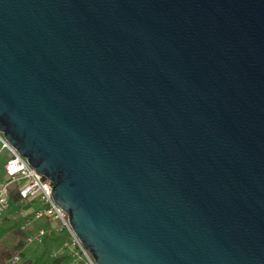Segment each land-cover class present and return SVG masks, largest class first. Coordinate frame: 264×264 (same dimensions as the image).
<instances>
[{
  "label": "water",
  "instance_id": "95a60500",
  "mask_svg": "<svg viewBox=\"0 0 264 264\" xmlns=\"http://www.w3.org/2000/svg\"><path fill=\"white\" fill-rule=\"evenodd\" d=\"M0 132L97 264H264V0H0Z\"/></svg>",
  "mask_w": 264,
  "mask_h": 264
},
{
  "label": "built area",
  "instance_id": "2783aa9c",
  "mask_svg": "<svg viewBox=\"0 0 264 264\" xmlns=\"http://www.w3.org/2000/svg\"><path fill=\"white\" fill-rule=\"evenodd\" d=\"M0 143L9 154L4 165L5 178L0 181V221L12 206V194L17 193L21 207L27 208L22 213L26 222L21 227L31 232L27 245L41 244L47 237H59L61 244L53 250L52 258L65 257L67 264H97L71 226L67 213L56 204L52 196L53 183L38 173L1 132ZM36 221H42V227L30 230L29 226ZM21 261L22 254L17 252L4 264H20Z\"/></svg>",
  "mask_w": 264,
  "mask_h": 264
},
{
  "label": "rangeland",
  "instance_id": "374dc122",
  "mask_svg": "<svg viewBox=\"0 0 264 264\" xmlns=\"http://www.w3.org/2000/svg\"><path fill=\"white\" fill-rule=\"evenodd\" d=\"M9 158V154L6 150L1 148L0 143V181L5 178L4 165ZM10 210L7 212L4 219L0 221V248L3 249H11L15 247L20 241L19 236L14 234V226L16 224L23 225L26 222L24 217L22 216L23 211L26 209L18 206L17 204H11ZM6 218V220H5ZM43 221V220H42ZM42 221H36L29 226L31 229H38L39 226H42ZM52 250H54V246L50 245V249L48 253H43L42 247L39 244H31L27 245L25 251L26 256H22V261L20 264H24L25 260L32 259V264H46L51 260Z\"/></svg>",
  "mask_w": 264,
  "mask_h": 264
},
{
  "label": "trees",
  "instance_id": "16d2710c",
  "mask_svg": "<svg viewBox=\"0 0 264 264\" xmlns=\"http://www.w3.org/2000/svg\"><path fill=\"white\" fill-rule=\"evenodd\" d=\"M11 203L12 204L15 203L18 206H21L20 205V198H19L17 193L12 194ZM5 220H6V218H5ZM24 220H25V218H24ZM21 227H22V225L16 224L14 226V229H13L14 234L19 236V238H20V241L18 242V244L11 249L0 248V264H4L7 260L12 258L17 252H21L23 257L26 256L25 252H23V251H25V249L27 247L26 239L31 232L30 231H24V230H22ZM39 227H42V226H39ZM60 244H61V238H59V237H47L43 243L39 244V246L42 247L43 253L46 254L49 252L50 245H53L54 249H55V248H58L60 246ZM31 260L32 259L25 260L24 264H32ZM46 264H67V262H66L65 257H62L59 259L51 258V260L49 262H47Z\"/></svg>",
  "mask_w": 264,
  "mask_h": 264
}]
</instances>
